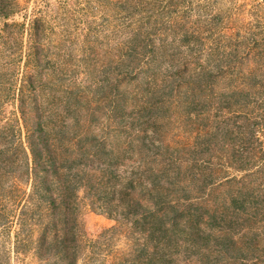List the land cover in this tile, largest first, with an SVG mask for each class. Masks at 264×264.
I'll return each mask as SVG.
<instances>
[{
    "label": "trees",
    "instance_id": "1",
    "mask_svg": "<svg viewBox=\"0 0 264 264\" xmlns=\"http://www.w3.org/2000/svg\"><path fill=\"white\" fill-rule=\"evenodd\" d=\"M56 2L36 0L19 22L22 1L0 0V110L17 109L0 124V228L13 253L43 264H203L226 222L200 10L189 31L186 0ZM229 200L232 242L251 214L245 198ZM84 208L114 225L86 237Z\"/></svg>",
    "mask_w": 264,
    "mask_h": 264
},
{
    "label": "rangeland",
    "instance_id": "2",
    "mask_svg": "<svg viewBox=\"0 0 264 264\" xmlns=\"http://www.w3.org/2000/svg\"><path fill=\"white\" fill-rule=\"evenodd\" d=\"M21 1L23 10L13 20L28 22L36 0ZM186 1L184 6L188 8L184 11L188 21L193 22L186 26L189 31L196 28V10L202 14L200 62L206 78L215 74L213 90L207 82L205 85L204 109L215 115L220 130L221 225L224 220L228 224L227 215L234 211L229 208L230 196L245 198L243 208L251 214L240 215L241 228H232V242L224 225L218 232L214 254L208 246L203 250V264H264V0ZM48 2L50 7H56V0ZM20 66L19 62L17 68ZM7 93L0 92V96ZM2 108L0 124L13 119L17 111L11 101L2 104ZM82 222L85 236L93 239L114 225L107 215L89 208H84ZM0 231V255L7 257L6 264H43L30 253L14 254L7 232L1 228Z\"/></svg>",
    "mask_w": 264,
    "mask_h": 264
}]
</instances>
